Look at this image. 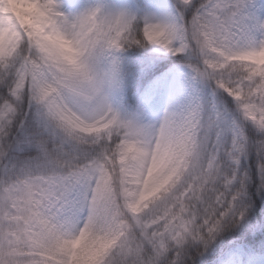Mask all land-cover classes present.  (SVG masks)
<instances>
[{
  "label": "snow or ice",
  "instance_id": "obj_1",
  "mask_svg": "<svg viewBox=\"0 0 264 264\" xmlns=\"http://www.w3.org/2000/svg\"><path fill=\"white\" fill-rule=\"evenodd\" d=\"M0 264H264V0H0Z\"/></svg>",
  "mask_w": 264,
  "mask_h": 264
},
{
  "label": "trees",
  "instance_id": "obj_2",
  "mask_svg": "<svg viewBox=\"0 0 264 264\" xmlns=\"http://www.w3.org/2000/svg\"><path fill=\"white\" fill-rule=\"evenodd\" d=\"M77 2L79 0H76ZM125 7L135 8L136 6H144V5H156L160 3H164L165 0H124ZM101 2L105 4L106 0H101ZM87 7V6H86ZM153 11H156L159 15L164 14L163 9L153 8ZM122 61H123V71L126 77H131V74L136 71V65L140 61H154L157 65H167L164 68L165 73H171L174 76L182 72L183 70L190 71L186 66L181 64L176 57L170 56L168 53L162 50H156L155 48H151L149 50L144 49H129L127 52L122 53Z\"/></svg>",
  "mask_w": 264,
  "mask_h": 264
},
{
  "label": "clouds",
  "instance_id": "obj_3",
  "mask_svg": "<svg viewBox=\"0 0 264 264\" xmlns=\"http://www.w3.org/2000/svg\"><path fill=\"white\" fill-rule=\"evenodd\" d=\"M61 43V42H57ZM66 46V42H62ZM143 171L142 174L139 176V180L141 182L146 181L147 182V188L146 191H151L152 188L156 186V183L161 178L162 174H166L169 168H166L167 159L162 158V152L161 153H149L145 157H143ZM131 181H133V187L136 186L135 180L136 177H129ZM90 243V238L84 239L83 244L86 246Z\"/></svg>",
  "mask_w": 264,
  "mask_h": 264
},
{
  "label": "rangeland",
  "instance_id": "obj_4",
  "mask_svg": "<svg viewBox=\"0 0 264 264\" xmlns=\"http://www.w3.org/2000/svg\"><path fill=\"white\" fill-rule=\"evenodd\" d=\"M90 4H95L98 2V0H89ZM60 3L63 7V10L68 13V14H76L79 13V9L77 10L74 6H72L69 2H67V0H60ZM123 0H114V4L116 7H123ZM190 74H185V75H181L179 76L177 79L179 80H187V78L189 77ZM165 102H166V95H165Z\"/></svg>",
  "mask_w": 264,
  "mask_h": 264
}]
</instances>
